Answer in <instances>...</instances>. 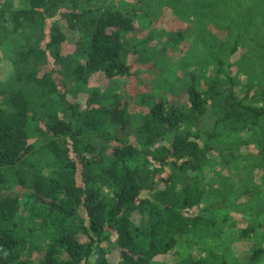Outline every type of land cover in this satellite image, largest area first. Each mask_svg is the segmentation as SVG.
Instances as JSON below:
<instances>
[{"label":"trees","instance_id":"trees-1","mask_svg":"<svg viewBox=\"0 0 264 264\" xmlns=\"http://www.w3.org/2000/svg\"><path fill=\"white\" fill-rule=\"evenodd\" d=\"M127 2L0 4V42L23 35L14 45L8 88L0 84V264H165L157 258L173 252L202 221L184 209L203 193L194 182L180 183L176 171L197 170L220 150L215 142L226 131L249 129L264 117V84L246 103L231 78L226 85L211 78L201 90L194 74L184 100L170 105L160 99L137 126L125 99L101 102L93 91L83 104L70 100L69 83L130 77L138 67L139 53L125 36L148 16L149 0ZM212 2L195 4L209 16ZM176 7L185 10V2ZM165 34L172 44L184 39L179 30ZM211 108L215 120L205 127ZM30 130L42 137L57 167L31 186L3 188L7 171L33 154ZM96 138L107 143L92 142ZM256 155L264 176V143ZM38 228L45 231L42 240L36 239ZM27 246L37 249V258L25 254ZM183 264L211 263L187 257Z\"/></svg>","mask_w":264,"mask_h":264},{"label":"rangeland","instance_id":"rangeland-1","mask_svg":"<svg viewBox=\"0 0 264 264\" xmlns=\"http://www.w3.org/2000/svg\"><path fill=\"white\" fill-rule=\"evenodd\" d=\"M89 1L92 5L110 6L121 1L134 2ZM178 1L149 0L146 19L126 34L129 46L140 56L139 61L132 58L138 67L130 77L109 80L98 75L86 84L69 83L68 98L83 104L93 91H98L101 102H112L116 96L125 99L131 124L137 126L160 99L170 105L184 100L189 75L194 74L201 90L211 78L222 84L231 78L233 89L244 102H252L256 89L264 84V0H211L209 16L202 14L196 0H183L186 9L179 12ZM23 2L0 0V4ZM178 30L184 35L183 41L170 43L165 33ZM21 41L23 35H8L0 42V84L5 89L13 74L14 45ZM3 101L0 98V105ZM214 120L211 108L203 124L211 127ZM226 133L215 142L220 150H212L197 170L176 171L180 183L194 182L203 193L198 204L184 209L190 215L200 216L202 221L197 230L186 232L177 240L173 252L159 256L160 263L183 264L187 257H202L211 264H218L220 258L226 264H264V176L256 155L264 143V117L257 126ZM29 137L33 154L22 166L7 171L3 188L31 186L36 176H46L57 167L58 161L45 152L39 133L30 130ZM92 142L107 143L98 138ZM103 193L111 196L110 190ZM23 203L24 200L21 207L25 208ZM36 219L41 222L40 217ZM205 222L208 226L203 225ZM245 227L249 230L246 235L242 232ZM36 233L38 240L46 235L41 228ZM24 252L38 257L33 246H27ZM254 253L257 257L251 261Z\"/></svg>","mask_w":264,"mask_h":264}]
</instances>
